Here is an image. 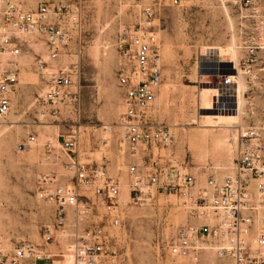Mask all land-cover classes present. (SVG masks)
Segmentation results:
<instances>
[{"label":"rangeland","instance_id":"1","mask_svg":"<svg viewBox=\"0 0 264 264\" xmlns=\"http://www.w3.org/2000/svg\"><path fill=\"white\" fill-rule=\"evenodd\" d=\"M13 1L27 10L43 2L66 6L81 2L84 40L78 58L81 99L77 106H43L37 101L60 65L67 66L71 55L76 56L77 47L64 49L61 61H51L43 42L33 36L28 37L30 51L17 59L20 93L13 111L0 119V257H10L23 242L41 243L42 228L52 221L55 206L38 198V181L46 175L70 178L63 165L67 157L61 143L71 131H77L82 151L90 157L87 160L104 163L109 175L121 183L113 264H224L209 248L193 250L186 257L169 252L179 228L191 220L188 207L177 197L159 194L143 204L131 203L130 156L119 153V136L103 132L101 127L118 123L125 110L124 92L117 81L118 38L124 29L142 21L143 9L153 6L163 83L150 113L170 129L174 139L169 147H155L152 152L163 160L176 157L184 162L201 185L210 175L221 179L230 173L236 159L237 127H260L264 121V51H259L252 75L237 76L232 94L240 95L239 109L232 112L214 107L221 95L217 90L221 78L202 70L200 61L202 53L211 50L212 62L227 64L223 73L238 75L233 63L243 62L244 43L256 36L240 34V12L219 0H182L179 5L174 0ZM256 2L264 6V0ZM248 26L255 28L256 23L250 21ZM36 53L49 64L44 76L35 69ZM32 135L36 142L26 151L19 150ZM261 155L264 160V140ZM49 248L58 253L55 246Z\"/></svg>","mask_w":264,"mask_h":264},{"label":"built area","instance_id":"2","mask_svg":"<svg viewBox=\"0 0 264 264\" xmlns=\"http://www.w3.org/2000/svg\"><path fill=\"white\" fill-rule=\"evenodd\" d=\"M181 2L173 1L175 5ZM219 2L240 12V34L256 33L244 43L243 62L237 66L233 63L238 75L223 73L227 64L212 62L211 50L201 55L202 70L221 78L217 89L221 95L214 107L232 112L239 109L240 95L232 94L238 78L241 73L252 75L253 63L259 51H264V6L256 0ZM154 17V7H146L142 21L124 29L118 38L117 81L124 92L125 110L118 123L101 127L103 132L117 134L119 153L130 156V201L143 204L157 194L173 195L188 207L191 220L179 228L168 246L175 257L209 248L224 264H264V121L260 127H237L232 171L221 179L210 175L205 185L176 157H156L153 149L169 147L174 137L150 113L163 83L161 43L154 29ZM250 21L256 23L255 28L248 26ZM29 36L42 41L49 58L56 62L62 60L64 49L71 45L78 49L76 56L71 55L72 61L67 66L60 65L52 75L48 90L37 99L39 105L61 103L71 107L80 103L82 3L66 6L43 2L34 10H27L13 0H0V119H6L13 111L20 93L21 67L17 59L30 51ZM35 57L37 73L46 75L47 61L37 53ZM52 113L57 114L58 109H52ZM35 142L32 135L19 145V150L26 151ZM61 147L67 157L63 165L70 178L61 180L57 175H46L38 181V198L55 206L52 221L42 228L41 243H21L10 257L1 256L0 264H64L68 256L72 257V264L115 262L120 180L109 175L104 163L87 160L90 157L82 151L77 131L64 137ZM201 243L203 247H198ZM49 246L58 248V253Z\"/></svg>","mask_w":264,"mask_h":264},{"label":"bare ground","instance_id":"3","mask_svg":"<svg viewBox=\"0 0 264 264\" xmlns=\"http://www.w3.org/2000/svg\"><path fill=\"white\" fill-rule=\"evenodd\" d=\"M29 37H33V36H29ZM28 38V37H27ZM23 56V55H22ZM21 56V57H22ZM50 59V58H49ZM51 60V59H50ZM51 61H53V60H51ZM47 64H48V62H47ZM49 65V64H48ZM216 64H214V66H215ZM49 67V66H48ZM48 67H47V69H46V72H47V70H48ZM45 72V73H46ZM20 77H21V73H20ZM19 81H20V79H19ZM237 139H238V136L236 137V139H235V142H234V144H235V146H237ZM170 197H173V198H175V196H173V195H171ZM126 198H128V197H126ZM198 247H203L202 246V243L201 244H199V246ZM197 249V248H196ZM208 249H206V251H207ZM199 251H200V249H199ZM204 251V250H203ZM72 261H73V259H72V257L70 256L69 257V259H68V263L67 262H64V264H72Z\"/></svg>","mask_w":264,"mask_h":264}]
</instances>
